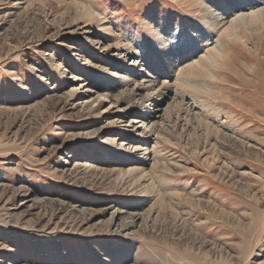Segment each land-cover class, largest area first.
I'll use <instances>...</instances> for the list:
<instances>
[{
    "label": "rangeland",
    "instance_id": "1",
    "mask_svg": "<svg viewBox=\"0 0 264 264\" xmlns=\"http://www.w3.org/2000/svg\"><path fill=\"white\" fill-rule=\"evenodd\" d=\"M195 1L215 9L216 0ZM223 1L228 25L264 8V0L249 11ZM189 5L0 0V264H264V18L243 29L245 45L225 44L210 81L220 98L204 107L185 101L226 140L175 116L161 125L166 142L154 134L134 146L127 137L139 136L136 111H120L96 88L127 75V45L129 64L151 78L161 69L174 88L180 69L223 44ZM150 103L144 112L163 115L167 102ZM154 150L170 167L150 176L163 204L115 162L119 154L144 161ZM139 204L130 231L123 218L110 221L117 208Z\"/></svg>",
    "mask_w": 264,
    "mask_h": 264
},
{
    "label": "bare ground",
    "instance_id": "2",
    "mask_svg": "<svg viewBox=\"0 0 264 264\" xmlns=\"http://www.w3.org/2000/svg\"><path fill=\"white\" fill-rule=\"evenodd\" d=\"M182 1H185L191 6H193V8L195 9L194 11L199 12L197 19L199 20L200 24H202L205 29L209 30L212 36L214 35L220 38V40L218 41L221 44L223 43L221 45L223 48H221V46L217 47L216 45L212 47L210 50H208V55H206L204 59L202 58L198 61L191 63L188 67L184 69H180L181 74L179 75L178 83L174 85V88H173V85H171L169 81L162 80L161 82L162 78L159 75H157L161 72V69L153 68L151 71L156 70L154 72L155 77L151 78L150 76H145L143 72H141V70H136V65L138 62L133 61L132 64H129L128 62L130 60L128 61L126 57L130 55L129 53L132 50V47L131 45H127L128 47L126 51L128 54L126 53L125 58H123L124 56L122 55L123 59L120 60L121 65L123 67L122 69L127 73V75L119 76L118 79L114 80V82L116 83L107 85L104 88L103 87L101 88L99 86L96 87L100 92H103L102 96L110 99V103L116 105L118 109H120V111H125V110L127 111L135 110L136 111V116H135L136 120H139L138 122L139 125L142 124V126L140 127L138 126V128L134 129V131L138 133L139 136L134 135V136L127 137L128 140L133 141L134 146L138 145L140 142H143V140L145 143H147L145 145L147 146L149 144L151 137L154 134L161 140L167 139L166 136H169V134H167V131L164 128H162L161 125L164 123L163 120L169 119V121L171 120L173 121L174 120L173 118H175V116H177V120L180 118H185L188 121H190L189 123H191L192 125L200 127V128H204L206 131L212 130L220 138H222V140H226V136H222L221 132L215 129L212 123H210L211 121L206 122V119L204 117H202L204 119L200 117V112L197 111V109L199 108L192 107V109L189 110V107H188L189 104H186L185 101L191 100V102H193L194 105L196 104L198 105L197 107H204L207 103L209 104L207 100H218L220 98L219 93L216 92L215 90L216 89L215 86H213L210 81H213L216 78L215 76V74L217 73L216 68L217 67L220 68L222 65V62H224L226 59V55L224 53L225 44L229 45L231 43L233 44L240 43L242 45H245L246 38L244 39V33L242 32L243 29L248 26H253V20H256L257 18H260V17L264 18V8H260L257 11H252L250 13L237 14L238 13L237 12L236 13L237 16L228 25L229 21L226 22L225 20L228 18H224V19L220 18L221 13H222L221 10H224L223 12H225V13H222L223 15L224 14L228 15L227 13H229L230 15V12H229L230 7L225 6L224 4L225 1L223 0L215 1L214 0L215 2H213V5L212 3H210L215 8L214 10L211 7H207V8L202 7L200 4H197L195 0H182ZM256 4H257V1H254V0H238V3H235V7L239 11H242L241 8L243 7H245L246 10L249 11L253 9ZM86 16L89 19V16L91 18L92 14L87 13ZM198 31L199 30H197V32ZM156 42H154L156 45H159V44L162 45L164 43L162 41H158V43ZM117 45H120V42H118ZM157 50L160 53V56L163 57L164 53L162 49L157 47ZM168 54H169L168 56H172L170 52H168ZM147 58H144L145 59L144 64L151 65L152 63H150L149 62L150 60H148ZM106 75L110 76V74H106ZM147 77L149 79H147L145 83L142 82L138 84L137 80L139 79L145 80V78ZM201 82L203 84L205 83L204 87L206 88L203 87V84ZM132 83H136L137 85L134 88H131ZM159 84H160V87L157 89L156 87ZM87 87H89L88 84L84 86L85 89ZM180 95L181 97L185 96L186 99L184 100L183 99L181 100V98L179 99L178 96ZM147 102L148 103L151 102L150 106H155L158 108L161 106V103L167 102V106L164 109L163 115H160L158 112L150 113V114H147V112H144L143 110L146 107ZM125 104L126 106H123ZM122 117L123 116L119 117L118 120H122L123 119ZM116 122L117 120L114 121L113 124H116ZM178 122L180 121L178 120ZM163 141L166 142L167 140H163ZM143 150L146 151L147 148L142 149L141 151ZM107 155L108 154H106V157ZM147 155H148L147 160L150 159L153 164L150 173H147L146 172L147 170L145 171L144 167L142 168L143 165L145 166V164L148 163L147 160H144V161L139 160V159L137 160L136 158L131 160L129 156V160L127 161L123 155L119 154L117 158L120 157V159H118V161H115V162L117 163V165H121L120 163H123L126 166L130 167L128 171H125L126 175L131 178L130 182L134 181L136 183V185L141 189L140 190L141 192L146 193L148 195L156 196L158 201L161 202L162 204L166 203L167 198L163 194H161V192L156 188V185L154 182L151 183L150 180H152V178H150V176L154 175L155 172L157 173L159 169H164V170L169 171L170 167L168 166L166 161H161V157L159 156V153L157 150H154V152L150 151ZM133 166H135V168H133ZM123 170H124L123 168L119 169L120 172ZM142 180H145V186L138 184V183H141ZM169 196H170L168 197L169 200H174L175 199L174 197L176 198L181 197L180 194H171ZM190 198L191 197H186L185 201L190 204L191 203L194 204ZM193 206H195V204ZM140 207L141 205L139 204V205L134 206L131 209L130 208L129 209L117 208V210H115L114 214L112 215V218L110 221H112L113 223L119 217L120 219L123 218L121 220L120 228L124 232L130 231L135 226L134 219L136 218L135 216L131 215V212L135 210L138 211ZM127 220L131 221L130 224L126 222Z\"/></svg>",
    "mask_w": 264,
    "mask_h": 264
}]
</instances>
